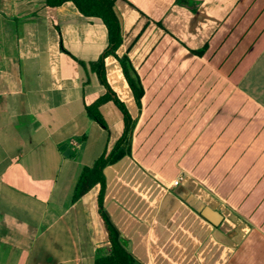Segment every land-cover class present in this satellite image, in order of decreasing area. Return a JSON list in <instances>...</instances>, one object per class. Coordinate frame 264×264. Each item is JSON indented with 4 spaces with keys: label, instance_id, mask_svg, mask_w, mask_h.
I'll list each match as a JSON object with an SVG mask.
<instances>
[{
    "label": "crops",
    "instance_id": "1",
    "mask_svg": "<svg viewBox=\"0 0 264 264\" xmlns=\"http://www.w3.org/2000/svg\"><path fill=\"white\" fill-rule=\"evenodd\" d=\"M137 106L118 60L107 83L136 119L103 169V205L140 264H264V0H115ZM62 42V48L60 46ZM98 17L71 1L0 0V264H94L110 250L85 167L124 128L94 63ZM177 180V183H175ZM217 217L209 220L203 209Z\"/></svg>",
    "mask_w": 264,
    "mask_h": 264
},
{
    "label": "trees",
    "instance_id": "2",
    "mask_svg": "<svg viewBox=\"0 0 264 264\" xmlns=\"http://www.w3.org/2000/svg\"><path fill=\"white\" fill-rule=\"evenodd\" d=\"M65 1H71L78 11L84 16L100 18L107 29V47L99 60L94 63V68L97 69L99 78L104 85L106 92L94 103L86 106L87 114L91 119L95 120L107 129V125L99 112L98 107L101 103L112 100L121 111L124 122L123 132L112 149L108 152H104L92 166H88L83 169L77 181L73 198L74 200H77L94 185L99 184L100 186L97 195L98 213L101 216L107 230L110 250L107 254L97 256L94 264H140L134 258L132 253L126 250V248L119 242V230L111 220L103 205V197L106 188V180L103 169L105 166L113 164L123 156L130 154L131 136L136 122V119L131 116L126 105L118 98L107 83L104 70L105 57L107 55H112L120 63L124 77L132 91L138 107L141 105L143 87L138 74L130 64L129 59L126 56L120 57L116 54V50L122 41V35L119 19L113 8L115 0H45V4L50 7H55ZM60 46L62 48V42H60Z\"/></svg>",
    "mask_w": 264,
    "mask_h": 264
},
{
    "label": "water",
    "instance_id": "3",
    "mask_svg": "<svg viewBox=\"0 0 264 264\" xmlns=\"http://www.w3.org/2000/svg\"><path fill=\"white\" fill-rule=\"evenodd\" d=\"M203 214L212 222H216L217 217L214 216L211 212H209L208 209H203ZM118 240L119 242L126 248V250L130 251V244L129 241L123 237V235L121 233H119L118 235Z\"/></svg>",
    "mask_w": 264,
    "mask_h": 264
},
{
    "label": "built area",
    "instance_id": "4",
    "mask_svg": "<svg viewBox=\"0 0 264 264\" xmlns=\"http://www.w3.org/2000/svg\"><path fill=\"white\" fill-rule=\"evenodd\" d=\"M175 183H177V180H175Z\"/></svg>",
    "mask_w": 264,
    "mask_h": 264
}]
</instances>
